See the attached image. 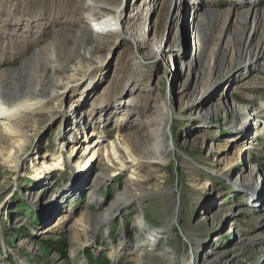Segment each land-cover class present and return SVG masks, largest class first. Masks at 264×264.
I'll return each mask as SVG.
<instances>
[{"label":"rangeland","instance_id":"obj_1","mask_svg":"<svg viewBox=\"0 0 264 264\" xmlns=\"http://www.w3.org/2000/svg\"><path fill=\"white\" fill-rule=\"evenodd\" d=\"M71 1L66 0L64 10ZM142 1H103L105 5L98 8L99 15L94 14L95 16H91L92 12L88 10L80 11L82 17L86 15L92 19L101 16L112 19L120 17L118 27L122 29L120 33L96 35L99 39L97 43L107 45L108 48L95 54L101 64L89 67L91 71L88 74L92 75L88 81H97L87 95V91L83 92V88L80 89L79 86L66 101L58 99L43 110L34 109L37 106H28L25 113L28 124L26 128H22L19 120L0 122V130L4 134L8 127L14 128L16 133L15 137H8L6 143L12 145L19 142L22 146L16 160L7 156L12 149L8 144L0 146V264H264V136L255 137L253 125L246 131L243 129L241 136L229 133L224 126L225 123H230L227 121L230 116L226 113L214 117L205 127L198 125L199 129L194 128L197 124H194V114L191 112L197 111L198 106L187 109L182 105L185 98H179L178 85L173 87V72L177 75V67L175 70L171 64L173 57L178 65L185 59L189 45L187 33L186 38L182 39L180 34L177 39L180 53L174 56L166 54V58L160 62L151 57L146 59L147 51L143 44L136 46L130 39L125 40L127 37L137 40L151 36L155 32L153 25L161 15L159 35L169 39L176 33L177 27L182 26L185 19L183 15L186 16L183 8L185 10L187 7L192 19L194 9H198L196 12L201 22L211 8L230 6L231 13L226 17L233 19L236 0H185L178 11L179 15H175V10L171 11L169 6L163 9V14L157 3L150 12L142 10ZM237 1L240 5L253 6L264 17V0ZM48 2L53 1H11L12 4L20 5L16 12L25 17L36 5ZM139 10L141 20L133 19ZM64 13L67 14L68 11L65 10ZM49 14L47 10L44 11L43 21L24 19L22 22L25 25L32 24L30 28L18 26L17 33H21L15 42L5 45L0 51V76L17 67L18 62L26 59V54L33 52L37 45L48 41L51 47L60 40L56 35L52 38L49 33L58 26L62 18H51L54 21L47 23L45 20ZM169 19L172 20L170 33L165 30L169 26ZM228 19L225 22L227 30L220 37L222 43L228 35L242 32L229 26ZM253 21L254 17H251L249 23L253 24ZM86 23L91 28L94 21L86 19ZM133 23L140 25L137 27L143 26L141 33H135ZM198 23L196 27H199ZM218 23L220 24L216 18L212 19L205 31H198V54L213 45ZM10 24L8 22L6 27H11ZM145 25H148L147 29ZM190 29H193L192 25ZM246 34L250 37L249 30ZM89 38L74 40L68 48L80 51L82 46L86 45L88 48V43L91 42ZM93 38L95 36L91 39ZM254 40L252 36L249 38L252 43ZM65 57L66 54L62 58ZM87 64L81 63L79 66L86 68ZM101 65L103 67L99 69ZM238 72L239 69L234 73ZM254 72L255 77L248 88L236 90L237 84L233 83L237 79H232L233 73L232 77L226 79V83L232 80L222 90L216 89L219 90L216 94L225 98L234 96V106L246 105V108L251 109L258 106V109L259 104L264 101L263 59ZM165 73L167 77L164 76ZM169 73L172 78L168 76ZM248 73L249 70L244 71L240 78ZM142 75L146 78H138ZM120 77L122 81L124 78L130 83L126 89L129 90L128 94L119 88L112 91L108 88L110 80L118 82ZM3 84L0 80V89L4 88ZM152 86L158 92L157 101L169 124L164 127L166 137L159 139V143L172 145L173 151L160 164L150 160L143 167H130L121 159V156L128 155L126 143L135 145L139 141H147L145 130L135 126L136 121L130 116V111L132 104L139 99L148 100L153 97V93L149 91ZM58 90L64 91L60 88ZM79 93L84 94V98L74 103L72 96ZM0 101H6V97L0 95ZM208 101L206 99L205 103ZM77 103L85 106L77 110L75 108V111L73 106ZM49 106L59 109V116L54 120L45 118L43 113L36 115V112L48 111ZM146 120L150 122V119ZM38 122L39 127L33 130ZM143 122L137 123L139 128L143 127ZM200 130L205 137L199 143L194 146L184 144L187 138ZM245 133H249L248 138L243 137ZM86 138L98 143V154L96 158L89 160L83 171L80 166L86 162L87 157L82 159L86 154L81 144L89 140ZM251 140L253 144L250 143ZM211 143L228 146L223 151L218 147L219 153L212 155L209 152ZM74 145L77 146L73 155L69 149ZM233 145H237V148L248 145L250 150L246 153L245 161H238L231 172L222 175L217 160L223 154L233 156ZM119 146L121 150L116 149ZM59 157H62V166L53 167ZM43 161L47 163L42 165L43 170L37 176L34 168ZM249 165L256 173L254 187L247 190L242 189L236 179L238 174H244L245 166ZM96 174L101 177L94 184ZM93 184L95 190L92 189ZM122 189L127 194H123ZM255 192L259 194L255 195ZM253 196H258V204L254 205L251 201ZM56 201L60 202L59 207L70 222L58 231L45 232L44 229L52 224L51 218L56 212L53 204ZM102 213H109V216L107 214L102 217ZM206 215H213L214 221H205ZM219 251H228L229 255L218 257Z\"/></svg>","mask_w":264,"mask_h":264},{"label":"bare ground","instance_id":"obj_2","mask_svg":"<svg viewBox=\"0 0 264 264\" xmlns=\"http://www.w3.org/2000/svg\"><path fill=\"white\" fill-rule=\"evenodd\" d=\"M11 1L16 0H9L6 2L4 0H0V51L5 47V45L7 46L15 42L16 37L21 33H17L19 25L22 26L23 29L31 27L32 24L25 25L22 22L24 19H29L31 21H39L41 19L40 21H43L42 17L45 16L44 11L46 10L50 12L49 17H46L47 20H45L47 23L54 21L51 18L59 16L60 18H62V20L59 21L58 26L52 28L49 33L52 38H54L53 36L55 35L57 37H60L59 41L57 40V42L53 43L51 47L49 46L48 41L43 42L40 46L37 45V47L34 48L33 52L30 51V54H26V59L24 58L23 60L18 62L17 67L12 69V71L8 73H4L5 77L0 76V80L4 83V88L0 89V95L6 97V101H0V122L8 120H19L22 128H26L28 124H26L27 121H25V113L26 109H28V106H37L34 109L43 110L46 108V106L51 105L52 103L54 104L58 99H65L66 101L67 97H69L70 94L73 93V91L76 90V88H78L79 86L80 89L83 88V92L87 91L85 95H87L88 90L94 88L97 80H93L94 82L92 80L88 81V78L92 75L88 74V72L91 71L90 68L92 65H97L100 63V59H97V56H95V54L108 48L107 45H101L97 43L99 42V39L96 38V35L98 34L101 36H105L111 33H120L122 32V29L118 27V19L120 17L118 19H112L107 16L95 17L93 19L90 18L92 15H99L98 8L105 5L103 4V1L109 0H72L67 6V8L69 9L65 8V10L68 11L67 14L64 13L65 10L63 8V4L66 3V0H52L53 2H48L47 4L36 5L33 10L27 13L26 17L25 15L18 14L16 12L19 4H12ZM184 1L185 0H143L141 9L150 12L158 4L161 8L162 13L165 12L163 9L166 8V6H169L171 7V11L175 10L174 13L176 15L178 14L180 6L182 5L183 7ZM53 4H55L57 7L55 8ZM234 4H236V8L234 11L235 17L233 19H228V17H226L231 13L232 9L230 6L225 5L223 7L220 6L219 8H211L207 11L205 17H203L201 22L199 21V14H197L196 12L198 11V9H194L195 15L192 19L190 16L189 7H187L185 8V10L183 8V13H186V16L183 15L185 19H183L182 26L177 25L178 29L176 30V33L171 35L169 39L167 37L162 38V36L159 35V31L162 25L161 15V17H159V19L155 21V25H153L155 28V32H153L151 36L147 38L143 37V39L139 38L137 40L133 39L132 37H127V39L125 40L128 41L130 39L129 41H133L136 46L143 44L145 50L147 51L146 59L151 57L156 60V62H160V60L162 61L166 58V54H171L174 56L175 54L180 53L178 45L179 43L177 39L180 34L182 36V39L186 38L187 33L189 45L187 44L188 50L187 53H185V59H182L183 61L179 62L178 65V63L176 62V58L173 57L171 64L173 69L176 70L177 67V75L173 72V75L175 76L173 87H176L178 85L179 89L177 93L179 95V98L181 100L185 98V101L182 100V105L187 109L190 107L195 108L196 106H198V108L196 109L197 111L191 112V114H194V124H197V126H195L194 128L199 129L200 127H205L204 125L208 124L210 120L214 119V117L219 116V114L221 113H226L230 116L229 120H227L230 123H225L224 126L226 127V130L229 131V133H238V136H241L240 132L243 129L246 131V129L251 128L253 125V134L256 135L255 137L259 136L260 138L261 135L264 136V101L259 104L258 109V106L251 109L249 107L246 108V105L244 107L234 106L232 103L235 99L234 96L225 98L224 96L219 97L218 93L216 94L217 91L222 90L224 87H226L229 81L232 79H237V81L233 83V85L237 84V86H235L236 90L248 88L249 84H251L252 82V79L255 77L254 71H256L259 61L262 59L264 60V17H262L261 14L258 13L255 8H253V6H248V4L240 5L241 3H239L237 0ZM190 6L193 7V5ZM84 10L92 12L89 18L86 15H83V17L81 16L80 11L82 12ZM140 13L141 11L139 10L137 12V15L133 16V19L141 20ZM218 17L220 18L217 19ZM251 17H254L253 24L252 22L251 24L249 23V19ZM215 18L220 22L221 25L218 23L219 28L215 30V34L213 36L214 43L211 47L209 46L207 50L198 54V31H205L207 25L210 23V20ZM86 19L87 21H94V23L91 24V28L86 26V24L88 25V23H86ZM222 19H224V21H222ZM226 19L229 20V26L231 25L232 27H235V29H240L242 30V32H240V34L239 32H234L231 35H228L224 43H222L223 41H221L222 39L220 40V37L227 30L225 28ZM170 20L171 19H169L167 23V25L169 26H166L165 28L166 32L169 33L170 29H172V24L170 26ZM8 22H11V27L9 28L6 27L8 26ZM197 22H199V27H196ZM185 25L186 28L184 30L183 28ZM190 25L193 26V29H190ZM132 26L135 28L136 34L137 32L141 33L143 26L142 28L137 27L140 26L137 23H133ZM145 28L147 29L148 25ZM248 30L249 36L255 38L253 43L249 41L250 37H247L246 31ZM94 36L95 38L91 39ZM85 38H89V40H91V42L88 43V48H86V45L82 46V49L80 48L81 51L75 48L71 50L68 48L69 45L74 42V40H84ZM93 40L95 42H93ZM64 54H66L65 59L62 58ZM29 56L31 57L27 60ZM33 57L35 59L31 62ZM82 60L84 61L81 63H88L86 65V68H88V70H84L86 68H84L83 65L79 66V64H81L80 61ZM104 65L105 63L103 64V66ZM168 65H170V63ZM103 66L101 65L99 69H102ZM26 67H29V69H27ZM237 69H239V72L234 73L235 71H237ZM246 70H249L248 75L244 78H240L242 73H244V71ZM232 74L233 78L226 83V79L232 77ZM144 76L142 75L138 78H144ZM164 76L167 77L166 73ZM168 76L172 78V75L170 73L168 74ZM134 81L135 80H133V82ZM109 83H111L108 87L109 90L112 91L114 88H119L121 89V91L124 90L125 94L126 92L128 94L129 90L126 89L130 85V83L126 82L124 78L122 81V78L120 77L118 82L112 79V82L110 80ZM101 87L102 86H100V88ZM59 88L64 89V91L58 90ZM218 88L219 90H216ZM139 89L140 88L138 87L137 90ZM149 91L153 93V97L149 98L148 100L146 98L139 99V104L137 103L138 101L135 104H132L133 108L130 111V116H133V119L136 121L135 126L138 129L145 130L144 135H147L146 142L139 141L135 145H129L126 143V141L124 142V144L126 143V146L128 148V155L121 156V159L125 164L131 165L130 167H134L137 165H139V167H143V164L150 160H154L160 164L166 157V155L173 151L172 145H169L167 143H159V139L163 138L164 136L166 137V134H164V127L166 125L169 126V124L167 123L164 116L163 108H161V105L157 101L158 92L156 88L152 86ZM83 96L84 94L82 95L81 93L75 94L74 96H72L75 101H71L75 103L80 98H84ZM154 98L156 99L153 100ZM206 99H209L207 103H205ZM148 101L151 102L148 103ZM78 104L79 103L73 106V110H75V108L77 110L79 107L85 106ZM118 106H120V104ZM42 113L45 114V118L54 120L55 117L59 116V109L57 110L55 107L53 108V106H49L48 111H39L36 112V115H41ZM146 119H150V122ZM142 121H144L142 123L143 127L139 128L140 125L137 123ZM40 122L34 125L33 130L39 127ZM13 129L14 128L10 129L9 127L6 128V130H4L6 131L5 134L3 130H0V146H6L8 144L6 143V141L10 137H15L16 133L13 131ZM202 132V130L194 132V134H192L189 138H187V140L184 141V144L189 146L196 145L200 142L201 138L205 137L201 135ZM249 133H245L243 137L248 138ZM234 139H236V137ZM254 139L255 138L253 137L252 140L254 141ZM86 140H88L89 142L87 141L81 144L84 146V153L86 154V156H84L82 159L84 160L87 157L86 162H83V164L80 166V169H82L83 171L90 162L89 160H93L97 157L98 154V143H96V141L94 140H90V138H86ZM252 140L250 141V143L253 144ZM7 146H9V148H12L11 151L8 152L7 156H10L11 160L12 158L13 160H16L21 152L22 146L19 142L12 145L8 144ZM76 146L77 145L70 147V154L73 152L74 155ZM209 146L211 147L209 149V152L214 155L216 153H219L217 152L218 147L220 148V151H223V148L228 145L223 143H211ZM236 146L237 145L232 146L233 156H227L223 154L220 155L217 160L219 166H221L218 169L222 175L231 172L232 167L237 166L236 164H238V161H245L244 158L247 155V151L250 150V146L247 145L241 148H237ZM214 148L216 149L213 150ZM116 149L121 150L120 146ZM47 156L49 155H45V157ZM128 158L131 160H129ZM61 159L62 157L57 158L56 163L53 167H61ZM8 163H11V161H9ZM46 163L47 162L43 161L40 166L38 165V167L34 168L37 176L43 170L42 165L44 166ZM253 171L254 170L252 166L249 165L245 166L243 175H241V173L238 174V179L236 180H238L237 182L241 184L242 189L245 188L248 190L249 188L254 187V173L256 172ZM100 177V174L95 175L94 184L97 183V180ZM94 184L92 189H94ZM92 189L90 191H92ZM122 192L123 194H127L125 189H122ZM257 194H259V192H255V195ZM251 201L254 203V205L258 204V196H253ZM59 205V201H56V203L53 204L54 210L56 212H54L55 214L51 218L52 224L44 229L45 232L50 233L58 231L64 226V224L70 222L69 217L65 216L64 211L60 209ZM105 212L107 211L105 210ZM107 214L109 216V213H102L101 216L105 217ZM214 219L215 218H213V215L211 217H208L206 215V217L204 218V220H207L208 222H212L214 221ZM74 221L75 220H73V222ZM262 252L264 255V249H262ZM217 253L219 255L218 257H223L229 252L219 251ZM140 264L147 263L140 262Z\"/></svg>","mask_w":264,"mask_h":264}]
</instances>
